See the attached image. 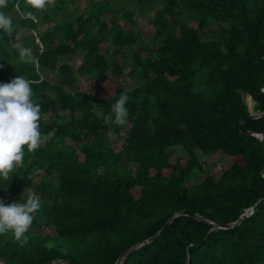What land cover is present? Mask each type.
Segmentation results:
<instances>
[{"label":"trees","instance_id":"obj_1","mask_svg":"<svg viewBox=\"0 0 264 264\" xmlns=\"http://www.w3.org/2000/svg\"><path fill=\"white\" fill-rule=\"evenodd\" d=\"M0 12L12 21L11 37L0 30V83L31 81L42 138L0 177L6 205L41 201L26 241L0 233L6 264H113L175 212L223 224L264 196V145L244 132L264 134L245 100L264 112V0H7ZM125 91L127 123L105 124ZM213 154L218 173L205 169ZM210 228L176 215L120 264H264V203Z\"/></svg>","mask_w":264,"mask_h":264},{"label":"clouds","instance_id":"obj_2","mask_svg":"<svg viewBox=\"0 0 264 264\" xmlns=\"http://www.w3.org/2000/svg\"><path fill=\"white\" fill-rule=\"evenodd\" d=\"M6 3L7 0H0V8L6 6ZM28 3L42 9L47 0H28ZM11 29V19L0 12V30L11 37ZM14 47L19 51L21 61L30 56V50L23 48L19 43ZM32 95L31 81L22 76H17L10 83H0V177L5 180L8 179L9 173L22 163L25 146L29 151H34L41 144V108L33 102ZM128 100L127 92H122L119 99L112 104L109 114L105 115V124L115 123L123 126L127 123ZM59 114L65 113L60 111ZM180 127L183 128L184 125ZM261 177L264 178V172ZM21 200L23 202H20ZM20 201L6 205L0 200V233L12 231L16 240L24 238L26 241L25 233L30 229L34 213L41 207V201L34 192L29 193L26 198L23 193Z\"/></svg>","mask_w":264,"mask_h":264},{"label":"water","instance_id":"obj_3","mask_svg":"<svg viewBox=\"0 0 264 264\" xmlns=\"http://www.w3.org/2000/svg\"><path fill=\"white\" fill-rule=\"evenodd\" d=\"M260 115H264V112H250L248 118H253V117H257V116H260ZM244 132H246L247 134H253V135H256L258 136L263 145H264V134H263V131H257V132H254V131H251L247 128L244 129ZM264 203V196L261 197L253 206L249 207L248 209H246L235 221L233 222H228V223H217V222H214V221H211V220H208L206 218H203L201 215H199L198 213H190V212H187L186 210H181V211H178V212H175L173 213L166 221L165 223L163 224V226L158 230L156 231L152 236H150L149 238L145 239V240H142L134 245H131L129 247H127L126 249H124L120 255L117 257V259L115 260V262L113 264H120L121 261L123 260V258L133 249H135L136 247H138L140 244L144 243V242H147L151 239H153L155 236H157L159 233L162 232V230L165 228V226L167 224H169L171 222V220L176 216V215H179V214H188L190 216H193L195 218H198L206 223H209L211 225V229L213 228H218V227H221V228H227V227H232L236 224H238L244 217H246L247 215H249L250 213H252L257 207H259L260 205H262ZM59 262H62V263H65V264H74V263H70L69 261L67 260H63V259H60V258H56L54 259L50 264H57ZM0 263L1 264H6L5 262V259L4 258H0Z\"/></svg>","mask_w":264,"mask_h":264},{"label":"rangeland","instance_id":"obj_4","mask_svg":"<svg viewBox=\"0 0 264 264\" xmlns=\"http://www.w3.org/2000/svg\"><path fill=\"white\" fill-rule=\"evenodd\" d=\"M142 25H144V27L145 28H147V24H146V22H143L142 23ZM210 29H215L216 28V25H213V26H211V27H209ZM143 38H142V41L143 42H148V40H150L149 38V34L148 33H144L143 34V36H142ZM107 44L105 43H103L102 44V47H105ZM149 45V44H148ZM144 51H146V52H148V50L147 49H144ZM125 52H126V61L127 62H131L132 61V56H131V52H130V49L127 47V46H125ZM81 58H82V56H81V52L80 51H77L76 53H74L72 56H71V58L70 59H68L70 62H73V64H75V65H77L79 62H80V60H81ZM123 78H124V76H122ZM123 78L121 79V80H123ZM124 82H125V80H124ZM131 83H133V82H131ZM89 86H92V85H90L89 83H87V84H85V83H81V87L82 88H85V89H87V88H89ZM245 100H246V102H247V104H248V106H249V110H250V112H252V113H254V112H256V111H254L253 110V106H252V100H251V98L250 99H248V97H247V95L245 96ZM109 138H111V139H113L114 138V136H113V134L112 133H110V135H109ZM212 157H214L215 158V155L213 154V155H211L210 156V158L207 160V162H206V164H205V169L208 171V172H210V171H214V173H218L219 172V167H218V165H219V162H215L214 160H213V158ZM38 181H40L38 178H37V182ZM40 193L43 195L44 194V191H40ZM41 230L44 232V233H47V234H50V235H52V234H54L55 232H54V229H53V227L52 226H48V227H45V226H42L41 227Z\"/></svg>","mask_w":264,"mask_h":264},{"label":"built area","instance_id":"obj_5","mask_svg":"<svg viewBox=\"0 0 264 264\" xmlns=\"http://www.w3.org/2000/svg\"><path fill=\"white\" fill-rule=\"evenodd\" d=\"M34 34L36 35V33H35V32H34ZM36 40H37V42H38L39 46L41 47L42 45H41V42L39 41V39H38L37 35H36Z\"/></svg>","mask_w":264,"mask_h":264}]
</instances>
